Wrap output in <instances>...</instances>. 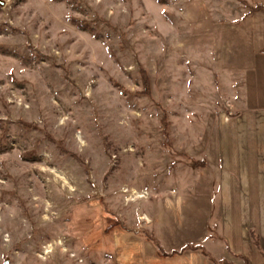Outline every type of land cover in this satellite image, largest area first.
<instances>
[{
	"label": "rangeland",
	"instance_id": "obj_1",
	"mask_svg": "<svg viewBox=\"0 0 264 264\" xmlns=\"http://www.w3.org/2000/svg\"><path fill=\"white\" fill-rule=\"evenodd\" d=\"M2 1L0 264H112L241 108L261 0Z\"/></svg>",
	"mask_w": 264,
	"mask_h": 264
},
{
	"label": "crops",
	"instance_id": "obj_2",
	"mask_svg": "<svg viewBox=\"0 0 264 264\" xmlns=\"http://www.w3.org/2000/svg\"><path fill=\"white\" fill-rule=\"evenodd\" d=\"M252 48L241 108L216 117L193 155L205 167L152 202L151 229L115 231L112 264H264V48ZM186 245L201 248L167 255Z\"/></svg>",
	"mask_w": 264,
	"mask_h": 264
},
{
	"label": "trees",
	"instance_id": "obj_3",
	"mask_svg": "<svg viewBox=\"0 0 264 264\" xmlns=\"http://www.w3.org/2000/svg\"><path fill=\"white\" fill-rule=\"evenodd\" d=\"M240 1L246 5V3H245L244 0H240ZM247 7L250 9L251 13H258V12H263V13H264V5H262V4H257L255 7H250L249 5H247ZM262 53H264V50H263ZM145 85H147V81H146V79H145ZM196 166H198V167H205V163H204V162H197V163H196ZM253 238H254L255 243L257 244L258 242H257V240H256V237L253 236ZM200 248H201L200 246L186 245V246H185L183 249H181L180 251H178V252H173V253H170V254H167V255L172 256V255H175V254H181V253H183V252H185V251H187V250H198V249H200ZM159 250H160V252H161L162 255H166V254L162 251V249H161L160 247H159Z\"/></svg>",
	"mask_w": 264,
	"mask_h": 264
},
{
	"label": "built area",
	"instance_id": "obj_4",
	"mask_svg": "<svg viewBox=\"0 0 264 264\" xmlns=\"http://www.w3.org/2000/svg\"><path fill=\"white\" fill-rule=\"evenodd\" d=\"M149 197H150L149 192L142 191V193L140 194V198L141 199H147ZM45 250H46L45 251V255L49 254L51 252V250H52V246L47 247Z\"/></svg>",
	"mask_w": 264,
	"mask_h": 264
},
{
	"label": "water",
	"instance_id": "obj_5",
	"mask_svg": "<svg viewBox=\"0 0 264 264\" xmlns=\"http://www.w3.org/2000/svg\"><path fill=\"white\" fill-rule=\"evenodd\" d=\"M6 5V3L2 0H0V6L4 7Z\"/></svg>",
	"mask_w": 264,
	"mask_h": 264
}]
</instances>
